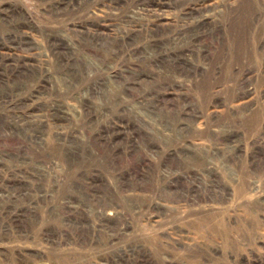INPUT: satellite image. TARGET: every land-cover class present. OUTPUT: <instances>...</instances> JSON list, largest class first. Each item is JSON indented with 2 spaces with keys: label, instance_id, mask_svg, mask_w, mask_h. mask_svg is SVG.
Instances as JSON below:
<instances>
[{
  "label": "rangeland",
  "instance_id": "obj_1",
  "mask_svg": "<svg viewBox=\"0 0 264 264\" xmlns=\"http://www.w3.org/2000/svg\"><path fill=\"white\" fill-rule=\"evenodd\" d=\"M0 264H264V0H0Z\"/></svg>",
  "mask_w": 264,
  "mask_h": 264
}]
</instances>
